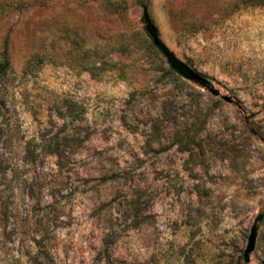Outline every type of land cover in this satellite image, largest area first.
Wrapping results in <instances>:
<instances>
[{"label": "rangeland", "instance_id": "obj_1", "mask_svg": "<svg viewBox=\"0 0 264 264\" xmlns=\"http://www.w3.org/2000/svg\"><path fill=\"white\" fill-rule=\"evenodd\" d=\"M4 50L0 264L264 262V0H0Z\"/></svg>", "mask_w": 264, "mask_h": 264}, {"label": "water", "instance_id": "obj_2", "mask_svg": "<svg viewBox=\"0 0 264 264\" xmlns=\"http://www.w3.org/2000/svg\"><path fill=\"white\" fill-rule=\"evenodd\" d=\"M143 8V21L146 30L148 31L149 35L152 38V41L154 44L160 49L162 54L165 56L166 60L168 61L169 65L176 71L178 72L182 77L196 83L197 85L208 89L210 92H212L215 95H220V91L214 87L212 82L196 70H194L192 67H190L187 63H185L182 59H180L176 53L170 49V47L161 39L159 35V30L157 25L153 22L149 8L146 4H142ZM225 100L232 102L233 98L229 95H224L223 96ZM264 217V214H259L249 233L248 236V242L247 246L244 250L243 256L246 262L250 261V256L253 250L256 247V241H257V236H258V222L261 221ZM264 264V262L262 263Z\"/></svg>", "mask_w": 264, "mask_h": 264}, {"label": "trees", "instance_id": "obj_3", "mask_svg": "<svg viewBox=\"0 0 264 264\" xmlns=\"http://www.w3.org/2000/svg\"><path fill=\"white\" fill-rule=\"evenodd\" d=\"M173 71H175L172 68ZM14 73V69L11 66V60H10V56H9V52L7 50H4L1 55H0V83H2L1 79L7 77V75H12ZM6 79V78H5ZM1 103V102H0ZM2 104V103H1ZM4 107L5 105L2 104ZM1 108V106H0ZM41 144L37 143V142H29L27 147H26V152L33 154L31 156H33V161H35V154L38 151V149H40Z\"/></svg>", "mask_w": 264, "mask_h": 264}]
</instances>
